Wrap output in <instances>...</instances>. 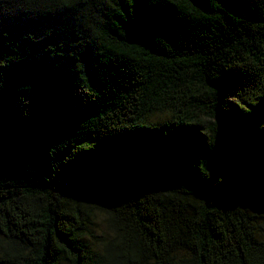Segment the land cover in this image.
Segmentation results:
<instances>
[{
    "label": "trees",
    "instance_id": "1",
    "mask_svg": "<svg viewBox=\"0 0 264 264\" xmlns=\"http://www.w3.org/2000/svg\"><path fill=\"white\" fill-rule=\"evenodd\" d=\"M263 233L264 0H0V264H264Z\"/></svg>",
    "mask_w": 264,
    "mask_h": 264
},
{
    "label": "rangeland",
    "instance_id": "2",
    "mask_svg": "<svg viewBox=\"0 0 264 264\" xmlns=\"http://www.w3.org/2000/svg\"><path fill=\"white\" fill-rule=\"evenodd\" d=\"M112 235L111 230H109V227L106 223V221L103 218L98 217L96 220V236L100 238V236H108L110 237ZM264 237V233L262 234Z\"/></svg>",
    "mask_w": 264,
    "mask_h": 264
}]
</instances>
